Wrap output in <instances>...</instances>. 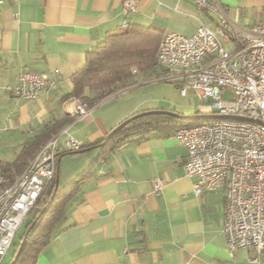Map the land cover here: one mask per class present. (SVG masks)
<instances>
[{
	"label": "crops",
	"instance_id": "1",
	"mask_svg": "<svg viewBox=\"0 0 264 264\" xmlns=\"http://www.w3.org/2000/svg\"><path fill=\"white\" fill-rule=\"evenodd\" d=\"M217 1L232 28L256 21L264 6V0ZM125 18L127 24L153 26L162 34L185 35L194 34L201 21H218L191 0H137L128 16L123 0H5L0 8L1 164L15 162L35 138L45 142L55 135L59 177L62 155L75 153L67 151L69 138L87 146L76 153L91 150L84 153L75 177L88 167L90 173L61 231L36 264H254L245 248L229 252L225 193H194L196 177L187 174V151L173 130L153 129L142 139L132 133L114 150L92 146L127 117L164 108L151 86L141 87L148 76L138 73L112 87L111 94L89 104L85 115L74 112L78 99L67 96L73 73ZM23 69L52 75L57 87L42 89L31 100L17 96L11 87ZM165 101L171 107L172 98ZM195 102L199 109L197 97ZM157 179L164 183L158 192ZM259 264H264V252Z\"/></svg>",
	"mask_w": 264,
	"mask_h": 264
},
{
	"label": "built area",
	"instance_id": "2",
	"mask_svg": "<svg viewBox=\"0 0 264 264\" xmlns=\"http://www.w3.org/2000/svg\"><path fill=\"white\" fill-rule=\"evenodd\" d=\"M191 1L216 14L218 21H201L192 35L165 32L157 51L160 69L148 80L174 83L181 95H195L201 113L252 118L209 117L177 127L173 135L186 148L187 174L196 177L194 193H225L224 232L229 252L245 248L249 260L259 264L264 252V6L256 21L232 28L217 0ZM4 2L0 0V8ZM136 7L137 0H123L125 16ZM126 24L127 18L123 20ZM57 83L46 72L23 69L11 89L31 100L42 89L56 88ZM227 92H232L231 98L225 97ZM77 99L74 112L87 114L88 102ZM81 146L73 137L67 141L68 149ZM58 153V137L54 136L12 181L0 165V264L54 176ZM163 184L155 180L154 190L158 192Z\"/></svg>",
	"mask_w": 264,
	"mask_h": 264
},
{
	"label": "trees",
	"instance_id": "3",
	"mask_svg": "<svg viewBox=\"0 0 264 264\" xmlns=\"http://www.w3.org/2000/svg\"><path fill=\"white\" fill-rule=\"evenodd\" d=\"M162 36L158 28L139 23H128L109 31L103 40L87 52L84 65L73 73L72 88L67 96L91 104L111 94L114 91L112 87L131 80L133 74L141 73L149 79L160 69L157 51ZM133 68L137 69L135 73L132 72ZM91 93H94V96L91 97ZM193 113L201 112L197 109ZM203 120L205 118L182 119L167 114H147L130 121L112 136L109 137L107 134L101 137L92 146H108L114 150L127 142L125 139L132 133H136L138 139H142L153 129L172 131L177 127L192 125ZM48 140L43 142L41 137L35 138L22 149L15 162L5 165L0 162L2 170L10 181L28 166L30 163L28 157L33 159ZM86 147L82 145L77 150L67 151L77 152ZM59 155L60 153L57 154V161ZM88 173L90 167L71 180L64 190L59 191L56 166L54 176L45 185L36 204L29 212L32 213L31 217L29 219L26 217L27 220L24 221L25 229L21 237L18 241H15L16 237L14 238L13 255L7 264H36L41 251L61 231L69 209Z\"/></svg>",
	"mask_w": 264,
	"mask_h": 264
},
{
	"label": "rangeland",
	"instance_id": "4",
	"mask_svg": "<svg viewBox=\"0 0 264 264\" xmlns=\"http://www.w3.org/2000/svg\"><path fill=\"white\" fill-rule=\"evenodd\" d=\"M136 75H138V73L133 74V78ZM147 85L151 86V89H154L156 91V95H158V97L159 96L162 97L159 103L162 106H164V109H169V110L174 109L175 111L183 114H193V112L197 110L196 102H195L196 96L192 94L187 96L181 95L179 87L176 86L174 83L154 79V80H149L147 84H144L141 87L144 86L147 87ZM170 97L173 100L171 107H169L170 105H168V103H166L165 101L166 98H170ZM225 97L231 98L232 92H227L225 94ZM89 151L79 152V153L76 152L65 153L62 155L61 170L58 177L59 191L64 190L65 187L69 184V182L75 178V175L82 170L83 167L82 165H80L81 160L83 159L82 157L84 153H88ZM31 215L32 213H29L27 219H29ZM25 222L22 223V225L20 226L15 236L16 237L15 241H18L19 238L21 237L25 229ZM12 255H13V244L1 264H7L9 260L12 258Z\"/></svg>",
	"mask_w": 264,
	"mask_h": 264
},
{
	"label": "water",
	"instance_id": "5",
	"mask_svg": "<svg viewBox=\"0 0 264 264\" xmlns=\"http://www.w3.org/2000/svg\"><path fill=\"white\" fill-rule=\"evenodd\" d=\"M154 113H160V114H167V115H171L177 118H182V119H196V118H209V117H229V118H243V119H252L249 117H245V116H239V115H220V114H214V113H193V114H183V113H179L175 110H169V109H149L146 111H142L139 113H136L132 116H130L129 118L123 120L121 123H119L118 125H116L109 133L108 136H112L115 132H117L119 129H121L122 127H124L125 125H127L130 121L147 115V114H154ZM260 121V120H259Z\"/></svg>",
	"mask_w": 264,
	"mask_h": 264
}]
</instances>
